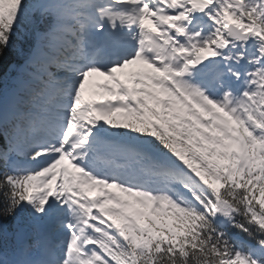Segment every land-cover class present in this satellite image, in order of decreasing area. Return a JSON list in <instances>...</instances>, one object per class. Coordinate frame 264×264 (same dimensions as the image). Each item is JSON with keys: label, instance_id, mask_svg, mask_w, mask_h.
Here are the masks:
<instances>
[{"label": "snow or ice", "instance_id": "snow-or-ice-1", "mask_svg": "<svg viewBox=\"0 0 264 264\" xmlns=\"http://www.w3.org/2000/svg\"><path fill=\"white\" fill-rule=\"evenodd\" d=\"M0 264H264V0H0Z\"/></svg>", "mask_w": 264, "mask_h": 264}]
</instances>
